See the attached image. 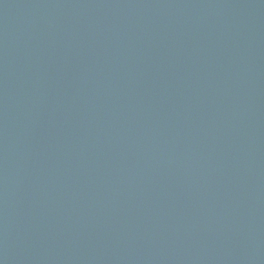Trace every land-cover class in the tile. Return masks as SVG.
<instances>
[{"label": "water", "instance_id": "water-1", "mask_svg": "<svg viewBox=\"0 0 264 264\" xmlns=\"http://www.w3.org/2000/svg\"><path fill=\"white\" fill-rule=\"evenodd\" d=\"M0 264H264V0H0Z\"/></svg>", "mask_w": 264, "mask_h": 264}]
</instances>
